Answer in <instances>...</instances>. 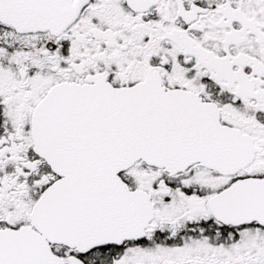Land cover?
I'll return each instance as SVG.
<instances>
[{
	"label": "snow or ice",
	"instance_id": "snow-or-ice-1",
	"mask_svg": "<svg viewBox=\"0 0 264 264\" xmlns=\"http://www.w3.org/2000/svg\"><path fill=\"white\" fill-rule=\"evenodd\" d=\"M0 264H264V0H0Z\"/></svg>",
	"mask_w": 264,
	"mask_h": 264
}]
</instances>
